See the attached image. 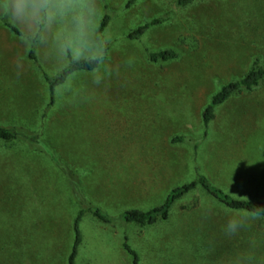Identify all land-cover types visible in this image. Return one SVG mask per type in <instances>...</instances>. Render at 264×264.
I'll use <instances>...</instances> for the list:
<instances>
[{
	"label": "rangeland",
	"instance_id": "1",
	"mask_svg": "<svg viewBox=\"0 0 264 264\" xmlns=\"http://www.w3.org/2000/svg\"><path fill=\"white\" fill-rule=\"evenodd\" d=\"M127 1L0 0V125L37 142L0 146V264H63L70 214L61 205L79 206L55 196L73 197L66 171L82 204L114 226L118 211L159 205L195 173L232 198L264 201V78L216 107L206 127L201 120L209 97L254 59L264 71V0ZM153 19L162 22L125 38ZM36 32L38 70L27 58ZM163 49L177 58L146 60ZM68 56L101 59L56 86L50 104L43 75L54 77ZM174 136L185 142L172 144ZM96 229L120 242L115 228ZM103 235L93 236L96 264H128L113 260ZM121 235L140 264H264V219L200 191L175 202L166 220Z\"/></svg>",
	"mask_w": 264,
	"mask_h": 264
},
{
	"label": "trees",
	"instance_id": "2",
	"mask_svg": "<svg viewBox=\"0 0 264 264\" xmlns=\"http://www.w3.org/2000/svg\"><path fill=\"white\" fill-rule=\"evenodd\" d=\"M134 1L135 0H128L125 3L124 7L128 8ZM195 1L197 0H175V4L177 6L184 7L192 4ZM109 20V14L104 13L99 22V32L103 31V29L107 26ZM161 22L162 21L160 19H153L149 22H146L141 26L128 32L125 35V38L129 40H138L150 28L159 25ZM3 26L9 29L12 33L18 35L19 32L17 31V29L12 26L9 22L3 21ZM38 36L39 32H36L34 37L29 41L30 48L27 53L28 60L31 61V63L35 66L37 70L38 68L36 66L37 63L34 55V47L38 41ZM176 58L177 53L172 49H163L146 53V60L151 63L167 62ZM100 59V57H97L76 60L68 56V63L66 67L62 69L59 73H57L54 77L47 78L43 75L44 82L49 91L50 104L53 101V92L56 86L63 84L66 78L74 72H91L95 70L99 65ZM263 78L264 71L259 66L258 59H254L251 67L243 76L220 86L209 97L207 104L203 107L201 111V120L203 125L206 127L207 124L210 122L216 107L223 104L229 97L239 91H253L260 85ZM40 136L41 135L39 134V137ZM26 139L27 140L24 139V135L19 133L18 129L0 125V145H13V143L18 142L20 140H25V144L29 146L37 145L34 136L29 134L26 136ZM170 141L172 144H180L185 142V138L182 136H174L171 138ZM197 143L198 141L194 143L195 148L197 146ZM39 151H43L42 153L45 152V154L47 153L45 149L41 148V142H39ZM66 173V184H68L69 186L68 189L74 191L72 192V199L74 200V203L79 202V206L77 208L71 227L73 242L66 257V264H74L75 258L77 256L78 246L81 242V231L79 225L83 215L86 213L90 214L97 220L106 224H112V219L110 216L102 213L96 208H92L89 205H87V207L84 206L81 201V194L76 191L77 188L75 190L74 183H77L73 182V175L67 171ZM195 191L202 192L207 198L213 200L214 202L218 203L219 205L223 206L228 210L244 212L249 215L264 219V201L232 198L220 189L212 186L203 175L195 173L191 180L183 182L171 188L159 205L151 207L147 210L127 209L120 212L118 219H120L121 222L119 224L122 225L124 228L132 225H137L139 227L145 228L154 225L158 221L166 220L172 205L179 199ZM123 248L129 256L130 264H140L138 254L134 250H132L126 242H124Z\"/></svg>",
	"mask_w": 264,
	"mask_h": 264
},
{
	"label": "crops",
	"instance_id": "3",
	"mask_svg": "<svg viewBox=\"0 0 264 264\" xmlns=\"http://www.w3.org/2000/svg\"><path fill=\"white\" fill-rule=\"evenodd\" d=\"M38 77H39V75H38ZM42 83H44V82L42 81ZM13 144H15V143H13ZM0 146H2V145H0ZM2 147H4L5 150L9 152V150H11L13 148V145L12 144L11 145H3ZM55 196H57L59 198V200H62V201L69 200V201L74 203V200L70 197H68L70 199H66V198H62L61 197L62 195L56 194ZM61 206L63 208H65L68 211V213L70 214L69 225H68L69 227L67 229L70 233V240L68 241V243H69L68 248L70 250L72 242H73L71 227H72L73 219H74L75 214H76V210H75V208L70 207V206L69 207H65L64 205H61ZM121 211H124V210L122 209ZM121 211H118V212L120 213ZM109 214L114 215L115 213L109 212ZM89 225H91V228L89 227ZM98 225H102L105 228L111 227V228H115L116 230H118V232L120 233L118 235V238H120V242L117 243V241H115L114 237L109 235V234L103 235V233L100 232V230L98 231V229H96ZM79 226H80V231H81V242L78 246L77 256L75 258L74 264H96V261L98 260V255H97V253H94L91 251L92 248L97 244V241L93 238L94 234H96V233H101L103 235V244L108 246L109 249L113 250V260H119L122 262L125 258V260L128 262V264H130L129 256L127 255V253L125 252V250L123 248L124 242L122 241V235L121 234L125 231V228L122 225L119 224V225L114 226V224H106V223H103V222L97 220L92 215L86 213L81 218ZM85 232H88V234L86 235ZM83 235L85 236V241L83 239ZM82 247H84L85 250L80 252V249ZM69 250H68V253H69ZM66 257L62 261L63 264H66ZM122 264H124V263L122 262Z\"/></svg>",
	"mask_w": 264,
	"mask_h": 264
}]
</instances>
